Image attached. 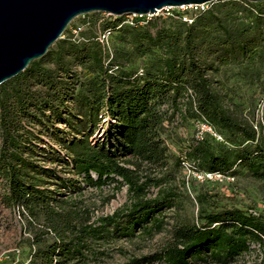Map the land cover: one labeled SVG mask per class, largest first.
<instances>
[{
    "label": "trees",
    "instance_id": "16d2710c",
    "mask_svg": "<svg viewBox=\"0 0 264 264\" xmlns=\"http://www.w3.org/2000/svg\"><path fill=\"white\" fill-rule=\"evenodd\" d=\"M240 1L215 2L191 21L182 16L161 19L157 28L153 21L141 24L139 19L117 27L119 16L99 22V12L86 14L85 29L75 35L74 29L66 27L45 55L0 84V178L7 203L20 206L31 216H41L60 236L70 231L74 210L64 207L67 200L57 198V190L46 184L53 181L58 188L75 192L81 189L79 180L61 176L38 158L50 164L57 160L70 166L74 175L83 176L88 186L101 187L119 177L128 187L125 209L100 217L96 227L81 225L80 233L90 238L111 233L125 237L137 227L160 229L162 213L175 204V193L164 187L155 197H147L149 185L160 187L161 179L140 181L136 170L120 162L130 160L119 159L163 160L165 147L159 139L165 121L160 110L163 104L179 111L184 103L191 116L206 117L228 142L240 146L220 152L205 142L194 146L186 155L197 160L199 168L218 173L237 162L264 186V145L245 146L254 140V130L244 128L230 115L207 75L214 63L223 65L243 56L250 60L255 53L251 43L262 35L264 1L262 6ZM237 13L244 21H235ZM97 27L118 30L123 44H128V48L115 47L106 65ZM148 54L153 56L140 75L133 68H119L122 60ZM74 66L82 70L76 71ZM102 122L106 124L104 137L92 144L90 137ZM55 123H63L65 128ZM198 201L203 203L200 197ZM201 207L200 222L179 221L170 230L172 241L160 253L138 261L155 258L166 264H190L214 259L225 264L248 251L251 243L264 252V219L260 216L237 208L208 211ZM77 240L74 245L61 241L42 250L39 247L32 264H65L60 258L55 260L56 255L74 259L83 246L81 238Z\"/></svg>",
    "mask_w": 264,
    "mask_h": 264
},
{
    "label": "rangeland",
    "instance_id": "374dc122",
    "mask_svg": "<svg viewBox=\"0 0 264 264\" xmlns=\"http://www.w3.org/2000/svg\"><path fill=\"white\" fill-rule=\"evenodd\" d=\"M234 1L241 2L240 0ZM215 2H228V0H213L197 5V7L194 5L164 7L153 15L124 14L119 16L121 22L117 27L121 24H133L136 19H139L141 24L153 21L155 28L159 27L161 19L168 21L171 17L182 16L183 20L191 21L197 12L209 8ZM262 2L249 3L259 6ZM99 13V22L115 16L106 12ZM239 16L237 13L235 21H244L241 19L242 16ZM88 20L89 16L86 14L76 16L67 28L74 29V34L77 35L79 29L86 28L84 22ZM119 33L118 30L102 31L97 27L96 35L103 48L105 65L111 59L115 47L124 45L128 48V44H123L119 38ZM260 50L264 51V27L262 35L251 43V51L255 53L250 60L243 56L223 65L214 63V69L207 71L212 89L217 92L230 115L244 128L254 130V140L244 143L250 149L260 143L264 145V53H260ZM151 56L153 55L148 54L132 58L130 61L122 60L118 62L121 66L119 68H133L136 70V75H140L144 65L151 61ZM116 68L117 66H114V71L117 70ZM74 70L80 72L82 69L74 66ZM180 108L179 111H174L167 104L160 107L165 114L163 127L159 131V139L165 147L163 160L150 163L135 160L130 156H123L119 159V161L124 158L130 160L120 162L136 170L140 181L150 178L154 183L161 179L160 187L149 185L147 197H155L159 188L164 187L175 193L173 197L175 204L166 208L162 213L160 229L153 227L146 231L142 227H137L132 235L125 237H117L111 233L101 238H90L80 233L81 225L96 227L100 223V217L111 215L121 208L125 209L129 202L127 185L121 181V178L116 177L117 181L110 180L101 187L88 186L82 181L83 176L74 175L67 164L57 160L50 164L45 158H38L40 164L53 166L61 176L79 180L81 189L75 192H69L62 187L58 188L53 181H48L50 183L46 184L57 190L55 194L57 198L67 200L62 204L64 207L74 210L71 225H69L70 231L67 230L60 236L58 232L48 227L41 216H31L23 212L20 206L8 204L5 200V185L0 178V264H32L39 247L42 250L49 244L57 245L61 241L62 243L71 242L74 245L79 243L78 237L83 243V246L79 248L81 253L76 254L75 258L70 260L56 255L55 260L60 258L65 261V264H166L162 259L152 258L149 261L140 262L138 259L160 253L172 241L170 230L179 221L200 222L201 206L208 211L237 208L246 213L257 214L264 219V186L260 180L253 177L237 162L232 164L228 170L218 172V176L206 177L204 173L209 171L199 168L197 160L186 155L194 146L203 145L202 142L209 144L215 152L224 149L237 150L240 146L228 142L224 134L210 124L206 117L191 116V112L186 109L184 103L180 105ZM204 124L210 126V130L206 129ZM55 126L65 128L63 123H55ZM105 128L106 124L103 125L102 122L94 129L90 137L92 144L102 140ZM203 128L206 130H202ZM201 130L203 138L199 139L197 133ZM226 136L232 138L228 134ZM55 147L62 153L65 152L62 146ZM92 175L95 177L94 174ZM43 178L51 180L48 176ZM198 197L203 203H199ZM263 254L258 244L251 243L248 251L225 264H262ZM190 264L221 263L208 259L193 261Z\"/></svg>",
    "mask_w": 264,
    "mask_h": 264
},
{
    "label": "water",
    "instance_id": "95a60500",
    "mask_svg": "<svg viewBox=\"0 0 264 264\" xmlns=\"http://www.w3.org/2000/svg\"><path fill=\"white\" fill-rule=\"evenodd\" d=\"M210 1L213 0H0V84L45 55L76 16L90 12L153 15L164 7Z\"/></svg>",
    "mask_w": 264,
    "mask_h": 264
},
{
    "label": "built area",
    "instance_id": "2783aa9c",
    "mask_svg": "<svg viewBox=\"0 0 264 264\" xmlns=\"http://www.w3.org/2000/svg\"><path fill=\"white\" fill-rule=\"evenodd\" d=\"M194 6L197 7V5H194ZM197 121L200 122L199 120H197ZM204 127L206 129L210 130V126H208L207 124H204ZM205 128H203L202 130H206ZM202 130L197 133V137L199 139H202L203 138ZM204 175H206V177H211V176H214V175L218 176L219 174L216 173V172H205Z\"/></svg>",
    "mask_w": 264,
    "mask_h": 264
}]
</instances>
